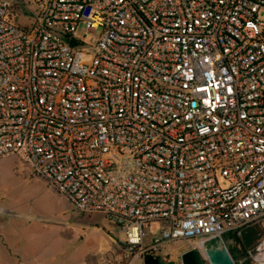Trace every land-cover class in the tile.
Here are the masks:
<instances>
[{
	"label": "built area",
	"instance_id": "built-area-1",
	"mask_svg": "<svg viewBox=\"0 0 264 264\" xmlns=\"http://www.w3.org/2000/svg\"><path fill=\"white\" fill-rule=\"evenodd\" d=\"M12 156L123 233L119 259L183 240L209 264L207 240L264 228V0H0ZM239 264H264V235Z\"/></svg>",
	"mask_w": 264,
	"mask_h": 264
},
{
	"label": "rangeland",
	"instance_id": "rangeland-1",
	"mask_svg": "<svg viewBox=\"0 0 264 264\" xmlns=\"http://www.w3.org/2000/svg\"><path fill=\"white\" fill-rule=\"evenodd\" d=\"M24 15L19 19L22 25L36 20L33 12ZM75 34L86 46L94 47L100 30L90 31L84 23H79ZM86 50L84 47L83 51ZM83 56L84 61L90 57L89 54ZM218 182L225 185L220 178ZM101 217L100 214L78 213L64 197L48 190L43 179L19 157L0 160V239L3 240L2 221L18 219L12 224L8 240L15 241L19 264H130L128 259L110 257L105 251L110 241L101 232L104 226ZM159 227L158 223L145 227L147 241L159 232ZM263 235L264 228L254 225L245 229L239 240L229 234L221 239H209L205 249L212 252L223 245L235 264H239L245 250L255 248ZM112 237L118 244L124 241L121 232L113 233ZM187 249L186 242L176 240L165 245L156 256L160 264H180V254ZM3 252L0 248V255H5Z\"/></svg>",
	"mask_w": 264,
	"mask_h": 264
},
{
	"label": "crops",
	"instance_id": "crops-1",
	"mask_svg": "<svg viewBox=\"0 0 264 264\" xmlns=\"http://www.w3.org/2000/svg\"><path fill=\"white\" fill-rule=\"evenodd\" d=\"M101 218H102V222L104 225L103 228L101 229V232L104 233L105 236L110 241V244H108L104 249L110 257L114 256L116 258H119L118 257L119 256L118 254L119 244L112 237L113 233L119 234V232L117 231V229L112 223L108 222L103 216ZM17 220L18 219L11 218L8 221H5V222L2 221V223L4 224L1 229V232L3 233V240L0 239V248L1 250H4L3 254L5 255H0V264H19L21 261L18 256L19 251L15 249V241L11 242L10 240H8V235L12 231V227H13L12 224L14 221H17ZM90 228L91 229L95 228L96 230H99V228L96 226H90ZM130 264H141V262L134 261V262H131Z\"/></svg>",
	"mask_w": 264,
	"mask_h": 264
},
{
	"label": "water",
	"instance_id": "water-1",
	"mask_svg": "<svg viewBox=\"0 0 264 264\" xmlns=\"http://www.w3.org/2000/svg\"><path fill=\"white\" fill-rule=\"evenodd\" d=\"M209 264H235L227 249L223 245L217 246L212 252L205 251ZM181 264H202L195 250H185L180 254ZM142 264H160L157 256L146 255L141 260Z\"/></svg>",
	"mask_w": 264,
	"mask_h": 264
},
{
	"label": "trees",
	"instance_id": "trees-1",
	"mask_svg": "<svg viewBox=\"0 0 264 264\" xmlns=\"http://www.w3.org/2000/svg\"><path fill=\"white\" fill-rule=\"evenodd\" d=\"M248 229V228H247ZM242 234V233H241ZM236 240H239L237 236H233ZM239 244V243H238Z\"/></svg>",
	"mask_w": 264,
	"mask_h": 264
},
{
	"label": "flooded vegetation",
	"instance_id": "flooded-vegetation-1",
	"mask_svg": "<svg viewBox=\"0 0 264 264\" xmlns=\"http://www.w3.org/2000/svg\"><path fill=\"white\" fill-rule=\"evenodd\" d=\"M202 264H205L204 262H202Z\"/></svg>",
	"mask_w": 264,
	"mask_h": 264
}]
</instances>
